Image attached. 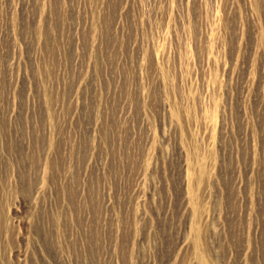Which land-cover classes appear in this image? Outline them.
I'll return each mask as SVG.
<instances>
[{
	"label": "rangeland",
	"instance_id": "rangeland-1",
	"mask_svg": "<svg viewBox=\"0 0 264 264\" xmlns=\"http://www.w3.org/2000/svg\"><path fill=\"white\" fill-rule=\"evenodd\" d=\"M0 264H264V0H0Z\"/></svg>",
	"mask_w": 264,
	"mask_h": 264
}]
</instances>
